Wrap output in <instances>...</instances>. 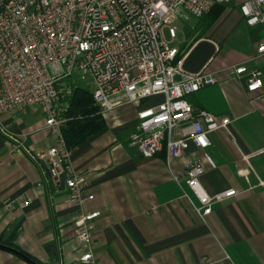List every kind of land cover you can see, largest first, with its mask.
<instances>
[{
    "label": "crops",
    "instance_id": "crops-1",
    "mask_svg": "<svg viewBox=\"0 0 264 264\" xmlns=\"http://www.w3.org/2000/svg\"><path fill=\"white\" fill-rule=\"evenodd\" d=\"M238 4H216L181 22L171 41L181 68L176 80L201 70L217 80L187 101L230 120L226 129L208 133L206 148L189 144L203 166L199 183L208 194L233 189L235 195L201 218L181 178L184 158L168 170L163 148L145 159L128 146L137 110L128 104L103 114L104 128L71 150V168L86 178L93 199L69 204L63 184L47 179L28 157L53 146L59 135L44 127L39 110L13 111L0 116L12 137L0 133V240L44 264H264V88L247 92L231 68L245 62L264 73V55L246 62L263 34L259 25L246 24ZM79 210L100 213L87 262L79 260L73 236ZM0 264L32 263L0 247Z\"/></svg>",
    "mask_w": 264,
    "mask_h": 264
},
{
    "label": "built area",
    "instance_id": "built-area-1",
    "mask_svg": "<svg viewBox=\"0 0 264 264\" xmlns=\"http://www.w3.org/2000/svg\"><path fill=\"white\" fill-rule=\"evenodd\" d=\"M236 1L0 0V116L34 108L41 112L44 127L59 135L72 88L77 80L89 82L102 114L136 105L128 146L139 156L149 159L163 148L168 170L173 160L184 158L181 178L198 200L197 214L208 216L213 204L235 195V190L206 193L199 183L203 166L188 147L206 148L208 133L226 129L230 120L187 101L217 80L203 70L176 80L181 68L174 63L178 49L171 41L181 22L202 17L216 4ZM238 9L246 24L259 25L263 34L249 62L264 55V0H239ZM231 68L247 92L264 88L259 69L245 62ZM0 133L12 139L1 121ZM71 152L59 138L28 157L42 166L47 179L63 184L69 204L80 207L93 195L86 193V178L71 168ZM173 179L180 180L177 175ZM99 215L98 210H79L72 220L80 261L92 259L91 234Z\"/></svg>",
    "mask_w": 264,
    "mask_h": 264
},
{
    "label": "trees",
    "instance_id": "trees-1",
    "mask_svg": "<svg viewBox=\"0 0 264 264\" xmlns=\"http://www.w3.org/2000/svg\"><path fill=\"white\" fill-rule=\"evenodd\" d=\"M61 117L64 121L59 127V138L70 150L95 136L104 128L105 124L103 114L93 101L91 92L78 85L72 88L67 107L61 113ZM0 245L7 250L18 251L35 264H44L24 253L12 243L0 240Z\"/></svg>",
    "mask_w": 264,
    "mask_h": 264
},
{
    "label": "rangeland",
    "instance_id": "rangeland-1",
    "mask_svg": "<svg viewBox=\"0 0 264 264\" xmlns=\"http://www.w3.org/2000/svg\"><path fill=\"white\" fill-rule=\"evenodd\" d=\"M76 85H78L80 87H83V88H85V89H87L89 91L92 90L91 84L89 82L84 81V80H77L76 81Z\"/></svg>",
    "mask_w": 264,
    "mask_h": 264
},
{
    "label": "water",
    "instance_id": "water-1",
    "mask_svg": "<svg viewBox=\"0 0 264 264\" xmlns=\"http://www.w3.org/2000/svg\"><path fill=\"white\" fill-rule=\"evenodd\" d=\"M1 246V245H0ZM8 249H10V248H8ZM11 251H13V252H15L16 254H18L19 256H21L22 258H24L25 260H28V261H30L26 256H24V255H22L21 253H19L18 251H16V250H13V249H10ZM32 264H35V263H33L32 261H30Z\"/></svg>",
    "mask_w": 264,
    "mask_h": 264
}]
</instances>
